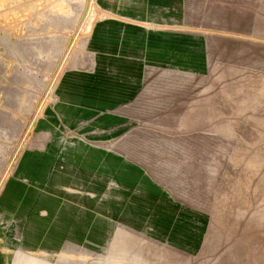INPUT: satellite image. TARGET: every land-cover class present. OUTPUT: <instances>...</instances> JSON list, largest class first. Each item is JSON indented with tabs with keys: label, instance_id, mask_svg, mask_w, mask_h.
<instances>
[{
	"label": "rangeland",
	"instance_id": "obj_1",
	"mask_svg": "<svg viewBox=\"0 0 264 264\" xmlns=\"http://www.w3.org/2000/svg\"><path fill=\"white\" fill-rule=\"evenodd\" d=\"M262 213L264 0H0V264H264Z\"/></svg>",
	"mask_w": 264,
	"mask_h": 264
},
{
	"label": "bare ground",
	"instance_id": "obj_2",
	"mask_svg": "<svg viewBox=\"0 0 264 264\" xmlns=\"http://www.w3.org/2000/svg\"><path fill=\"white\" fill-rule=\"evenodd\" d=\"M244 29L250 30L249 28H246V27ZM90 34H91V32H90ZM237 51H235V52H237ZM238 56H239V54H238ZM86 61H89V54H86L83 57V59L80 61V66L84 67ZM238 68H239V66H237L235 64L232 65V69L234 71H237ZM187 72L188 73L186 74V76H181L180 68L174 67L173 71L171 72V78L174 80L181 78L182 79V82H181L182 85L186 86L187 83H189L193 78H195L194 74L190 70ZM200 76H202V75H200ZM235 89L233 88L232 92L236 91L238 93L239 88L237 89L238 91ZM251 98L253 99V97H251L248 94V95L244 96V99L242 98L241 101L239 100L238 105L240 106V109L238 111L242 110V108L245 106H249V103H251L250 102ZM212 113H214V111ZM185 122L190 124V122L188 120H186ZM194 144H195V142H194V140H192V148L195 151L196 145H194ZM187 152H188L187 143L182 144V145L177 143L175 145L170 146L167 149V151L162 152L165 154L169 153L172 156L173 161H171V163H170V168H171V171L177 176L178 179H180V176H182L183 173H189L190 175L196 174V169H197V167H199V165L195 164V161H193V159H191L190 163H186V166H185V163H183V162L187 161V159H186ZM191 164H192V166L190 167L189 165H191ZM213 170H214V168H211L210 173H212ZM193 179L194 180H192L190 182H187V181L181 182L179 180V186L178 187L181 189V191L184 192V194L187 193L189 190H192L193 188H195L199 185L198 184L199 182H197L198 180H196L195 178H193ZM234 188H235L234 182L230 178L228 183L223 184L224 196H227L228 194H231L234 196ZM195 203H196L197 207H202V208L205 207V205L202 204L201 202H198V203L195 202ZM259 218L263 219L264 214L262 213ZM38 252L39 253L37 255L34 253L25 252V251L18 250V249L13 250L8 257L6 264H84L85 263L84 256L77 255L75 253H71L68 251H64V250H61L59 248H54V249H51L50 251L40 250ZM112 262H114V261H112Z\"/></svg>",
	"mask_w": 264,
	"mask_h": 264
}]
</instances>
